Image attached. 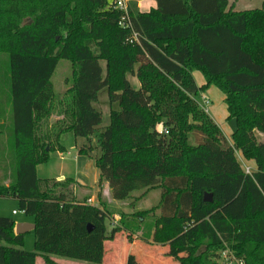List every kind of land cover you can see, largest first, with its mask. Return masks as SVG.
I'll return each mask as SVG.
<instances>
[{
    "label": "trees",
    "instance_id": "1",
    "mask_svg": "<svg viewBox=\"0 0 264 264\" xmlns=\"http://www.w3.org/2000/svg\"><path fill=\"white\" fill-rule=\"evenodd\" d=\"M154 1L142 12L129 0L123 26L116 0H0L10 86L0 100V199H15L35 224L29 251L26 233L0 215V264L38 256L102 264L106 242L120 233L130 244H167L181 264H223L224 250L264 264V141L255 132L264 134V0L242 11L232 0ZM61 59L72 63L73 82L57 109L52 77ZM211 85L236 120L231 142L198 104ZM104 89L109 124L96 133ZM65 133L85 140L78 153L95 158L113 200L157 190L158 203L120 212L111 227L115 210L89 203L91 188L81 194L74 178L41 179L49 152L66 150ZM237 152L255 164L251 174Z\"/></svg>",
    "mask_w": 264,
    "mask_h": 264
},
{
    "label": "rangeland",
    "instance_id": "2",
    "mask_svg": "<svg viewBox=\"0 0 264 264\" xmlns=\"http://www.w3.org/2000/svg\"><path fill=\"white\" fill-rule=\"evenodd\" d=\"M234 6L237 5V10L255 8L257 7L261 0H232ZM151 2H141L142 8L148 7ZM6 53L0 52V100L6 102L8 100V94L10 86L7 81V71H8V60ZM104 65V62H102ZM201 77L199 73L195 74V80L199 83L198 77ZM131 81L136 84V78L130 76ZM73 80V65L69 60L61 59L58 62V65L54 71L52 77V84L54 93L58 96L56 100V108H59V99L65 97L68 88H70ZM201 94L207 97L210 100L208 105V113L212 119L219 124L226 138H230L231 134L236 130L237 123L233 119H224V114L226 113L225 105L223 102V97L221 92L215 88L210 87L209 90H202L198 96V99H201ZM95 107L102 112L103 118L102 123L97 127L96 133L102 131L109 124V113L111 106L109 104V99L107 95V90L104 89L99 93V99L95 104ZM113 108H117L116 105ZM58 113L54 116L52 115L50 123H54L57 120ZM62 146L66 148L62 153L55 149L49 152L48 160L38 166V176L41 179H48L50 181L56 180L60 175H63L64 178H74L78 180L81 184L88 185L93 189L91 192V204L94 205H103L115 210L116 216H113L108 224L110 226H115L120 223V218L122 217L120 212L132 213L138 210H147L153 207L158 203L160 193L157 190H152L148 192L145 196H142V190L134 191L130 197L125 200H113L112 198L93 197L94 193L102 191V187L98 186L99 182V170L95 165V158L78 155V147L85 143L84 139L75 138L72 133H65L60 139ZM93 142H96L95 137ZM93 143V144H94ZM63 180V179H60ZM78 188V187H77ZM80 189V188H78ZM81 190V189H80ZM109 188H106L108 191ZM108 196V195H106ZM16 213L13 214L12 211ZM160 211H157L159 214ZM0 215L1 216H10L17 223H21L25 220L33 221L32 216L26 215L24 212L19 210L18 202L15 199H0ZM109 226V228H110ZM136 241V242H135ZM132 244L128 243L125 239V235L120 233L117 235V238L107 243V261L112 256L110 245H113L117 250L115 252L119 254L118 256L125 257L126 260L124 264H133L130 262L133 257L134 260H147V263L141 264H156L155 259L158 258V264H176L177 260H174L172 257L167 256V244L161 243H152V242H143L142 240L136 239ZM24 249L32 251L34 249V235L30 231L25 235ZM231 253L230 250H224L220 253V260L222 261L225 258L226 253ZM57 260L64 264H86L84 261H74L65 258H58ZM43 258H37L36 264H43ZM179 261V260H178ZM110 262V261H109ZM180 262V261H179ZM223 262V261H222ZM113 264V263H112ZM181 264V263H180ZM193 264H198L194 262Z\"/></svg>",
    "mask_w": 264,
    "mask_h": 264
},
{
    "label": "crops",
    "instance_id": "3",
    "mask_svg": "<svg viewBox=\"0 0 264 264\" xmlns=\"http://www.w3.org/2000/svg\"><path fill=\"white\" fill-rule=\"evenodd\" d=\"M128 2H129V0H128ZM141 2H151L150 3V5L148 6V7H145V8H142V6H141ZM261 5V2H260V4L257 6V7H259ZM156 6V2L154 1V0H138V7H139V9H140V11H142V12H146V11H148L149 9H151V8H153V7H155ZM235 7V10H237L236 9V7H237V5H235L234 6ZM256 8V7H255ZM247 9H251V7L250 8H247ZM242 10H246V9H242ZM242 10H237V11H242ZM196 73H199V72H194V78H195V74ZM200 75H201V73H199ZM198 79H199V83H197L199 86H202V85H204L206 82H205V79H204V77L201 75V77L199 76L198 77ZM197 82V81H196ZM210 87H215L214 85H211ZM210 87H208L207 89H206V91L207 90H209L210 89ZM215 88H217V87H215ZM218 89V88H217ZM219 90V89H218ZM220 91V90H219ZM221 92V91H220ZM221 94H222V99H223V102H224V95H223V93L221 92ZM201 96H202V94H201ZM198 102H199V99H198ZM224 105H225V109H226V113L224 114V119L225 118H228V112H227V108H226V104H225V102H224ZM217 124V123H216ZM218 126H219V124H217ZM220 127V126H219ZM221 128V127H220ZM222 130V129H221ZM231 136H232V134H231ZM226 137V136H225ZM227 140L228 141H230L231 142V137L230 138H227ZM61 152V151H60ZM62 153V152H61ZM78 155H80L79 153H78ZM237 157H238V159L240 160V162H241V164H242V166H244V167H250L251 168V170L252 171H254L255 170V164L252 162V161H248V160H246V159H244L243 157H242V155L239 153V152H237ZM37 172H38V168H37ZM100 175V174H99ZM100 178V177H99ZM60 179H65L64 177H63V175H60L56 180H60ZM76 181V185H77V187L78 188H80V189H78V192H80L81 194L82 193H85V194H87L88 193V191H87V189L86 188H91V187H89L88 185H84V184H81L80 182H78V180H75ZM98 186L100 187V185H99V182H98ZM101 187H102V191H100V192H98V190H97V193L95 194L94 193V195H93V197L96 195L97 197H99L100 195V193H101V196L100 197H102L103 199H105V197L107 198V197H109V198H111V196H110V194H109V191L110 190H108V191H106V188H109V185H108V183L107 182H103L102 184H101ZM91 191H92V193H93V189L91 188ZM92 195V194H91ZM106 195H108V196H106ZM14 212V210L12 211V213ZM13 214H15V213H13ZM116 216V215H115ZM10 217V216H9ZM16 222V221H15ZM21 223H34L33 221H30V220H25V221H22ZM16 224H18L17 222H16ZM28 233V232H27ZM136 242V241H135ZM107 243L108 242H106V253H105V256H104V259H103V263L102 264H124V262H125V260H126V258L125 257H121V256H118L119 254H117L116 252H115V250H117V248H115L113 245H110L111 247H110V250H111V253H112V256L109 258V260L107 261V251H108V246H107ZM112 242H110V244H111ZM167 249V251H168V248H166ZM37 258H43L42 256H38ZM37 258H36V261H37ZM59 258V257H58ZM52 259L54 260V261H56L57 263H60V264H64V263H62V262H60L59 260H57V258H56V256H53L52 257ZM175 260V259H174ZM110 261V262H109ZM133 261L135 262V264H141V263H147L148 261L147 260H134L133 259ZM155 263L156 264H158V258H156L155 260ZM131 262V261H130ZM42 263L43 264H46L45 263V261H44V259H42ZM86 264H88L87 262H85ZM154 264V263H153ZM176 264H180L178 261H176Z\"/></svg>",
    "mask_w": 264,
    "mask_h": 264
},
{
    "label": "built area",
    "instance_id": "4",
    "mask_svg": "<svg viewBox=\"0 0 264 264\" xmlns=\"http://www.w3.org/2000/svg\"><path fill=\"white\" fill-rule=\"evenodd\" d=\"M116 7L123 13V19L121 22V25L123 26H128L130 25L129 20H130V15H129V9H128V0H116ZM210 103V100L205 97L201 96V99L199 100L198 104L199 106L208 112V105ZM158 131L160 133L166 132V129L163 127L162 124L158 125ZM246 173L251 174V168L250 167H245ZM91 203V200L88 201ZM13 213H16L15 211ZM226 257L223 258V264H245L243 259L237 258L234 256L232 253H226Z\"/></svg>",
    "mask_w": 264,
    "mask_h": 264
},
{
    "label": "water",
    "instance_id": "5",
    "mask_svg": "<svg viewBox=\"0 0 264 264\" xmlns=\"http://www.w3.org/2000/svg\"><path fill=\"white\" fill-rule=\"evenodd\" d=\"M257 136H258V139L260 141H264V134L259 132V131H255ZM205 201L207 202H212L213 201V198H212V195L211 194H206L205 195ZM35 229V224L34 223H18L16 224L15 226V232L16 234H25L27 232H30L32 230ZM91 229V227H90Z\"/></svg>",
    "mask_w": 264,
    "mask_h": 264
}]
</instances>
